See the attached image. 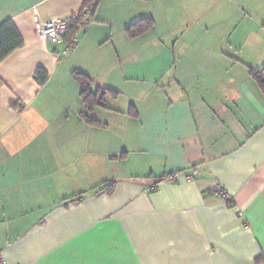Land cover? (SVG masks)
Returning a JSON list of instances; mask_svg holds the SVG:
<instances>
[{"label": "crops", "instance_id": "crops-1", "mask_svg": "<svg viewBox=\"0 0 264 264\" xmlns=\"http://www.w3.org/2000/svg\"><path fill=\"white\" fill-rule=\"evenodd\" d=\"M97 3L0 0V264H264V0Z\"/></svg>", "mask_w": 264, "mask_h": 264}, {"label": "trees", "instance_id": "trees-1", "mask_svg": "<svg viewBox=\"0 0 264 264\" xmlns=\"http://www.w3.org/2000/svg\"><path fill=\"white\" fill-rule=\"evenodd\" d=\"M97 2L98 0H84V4L79 13V16L73 20L74 24L72 26V30H76L77 25L82 20V13L85 11H89V18L91 22V18L93 16L94 10L98 5ZM140 23L141 22L139 21L137 24H134L131 27L135 28L136 26H139ZM84 26H86V24ZM66 41L70 42V39L68 40L66 37ZM22 45H23L22 37L20 36L19 32L17 31L13 23L11 21H6L1 23L0 24V62L3 61L13 51L21 48ZM73 77L80 86L81 89L80 94H81L82 102L89 110L92 111L98 105L100 100L97 97V92L95 93L91 91L90 89L91 82L86 75L81 73H74ZM33 79L38 85L40 86L45 85V83L47 82L46 71L43 69H37L33 75ZM102 100L103 98H101L100 101ZM174 175H178V174H172L170 176H165V177L163 176L159 179V181H169V179ZM175 181L176 179L173 182ZM103 186H105V184H103L102 186L99 185L97 188L99 190H102ZM108 187L109 186H107V188ZM111 192H112V188H108L107 193L110 194Z\"/></svg>", "mask_w": 264, "mask_h": 264}, {"label": "built area", "instance_id": "built-area-1", "mask_svg": "<svg viewBox=\"0 0 264 264\" xmlns=\"http://www.w3.org/2000/svg\"><path fill=\"white\" fill-rule=\"evenodd\" d=\"M32 13L34 14V16L37 15V12L35 10H33ZM73 20L74 18H67L62 20L40 22L37 18L35 22V28L37 30L38 38L42 41H49L51 43L58 42L61 38L66 35ZM89 22V11H85L82 13V20L79 26H83L85 24H88ZM177 177V175H174L169 179V181L173 182L175 179H177ZM154 189L155 188L152 187L150 191H154Z\"/></svg>", "mask_w": 264, "mask_h": 264}, {"label": "rangeland", "instance_id": "rangeland-1", "mask_svg": "<svg viewBox=\"0 0 264 264\" xmlns=\"http://www.w3.org/2000/svg\"><path fill=\"white\" fill-rule=\"evenodd\" d=\"M77 16H78V14H76V15H73V16L71 17V19H72V18H74V19H75ZM89 19H90V18H89Z\"/></svg>", "mask_w": 264, "mask_h": 264}]
</instances>
